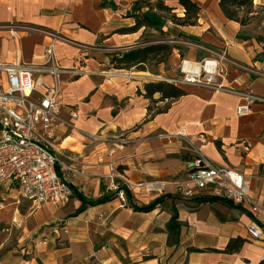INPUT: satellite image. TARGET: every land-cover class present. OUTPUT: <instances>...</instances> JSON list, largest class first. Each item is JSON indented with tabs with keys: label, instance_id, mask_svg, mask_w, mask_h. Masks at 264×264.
I'll list each match as a JSON object with an SVG mask.
<instances>
[{
	"label": "crops",
	"instance_id": "crops-1",
	"mask_svg": "<svg viewBox=\"0 0 264 264\" xmlns=\"http://www.w3.org/2000/svg\"><path fill=\"white\" fill-rule=\"evenodd\" d=\"M137 1L0 0V65L32 68L37 77L51 83L50 73L42 71L49 68L42 67L49 44L45 33L66 40L56 43L55 56L65 70L61 115L75 129L60 126L43 139L53 153L84 172L72 181L73 195L63 207L23 202L30 204L21 216L23 221L30 220V227L20 238L34 248V255L15 264H260L264 237L254 241L247 228L254 219L264 228L263 216L257 217L247 204L239 206L243 210L218 201L198 204L178 188L188 183L195 146L215 165L244 173L251 198L264 209V102L255 103L248 115L237 113L246 95L264 99V32L250 35L251 25L229 21L220 0H193L202 10L198 25L166 27L172 39L187 44L184 58L175 51L164 78L176 77L183 59L201 61L210 58L207 51L227 52L243 68L228 66L223 85L238 94L186 86L182 88L185 97L161 102L157 94L154 103L138 95L139 89L144 92L141 78L154 77L117 71L110 60L140 46L141 32L116 34L135 24L130 16ZM164 1L184 16L178 2ZM254 5L264 7V0H255ZM10 27L20 28L10 31ZM6 84L7 74L0 70V86ZM150 106L153 117L148 115ZM72 111L78 114L76 120ZM113 171L134 207H149L158 199L163 202L150 212L124 207L110 188L107 176ZM153 182L164 183L165 192L149 194L140 186ZM104 197L111 199L87 204ZM7 200L20 214L22 205L12 191L3 188L0 202ZM174 207L182 236L179 246L168 247L167 225ZM237 237L248 243L239 253H223ZM191 247L218 252H187Z\"/></svg>",
	"mask_w": 264,
	"mask_h": 264
},
{
	"label": "built area",
	"instance_id": "built-area-1",
	"mask_svg": "<svg viewBox=\"0 0 264 264\" xmlns=\"http://www.w3.org/2000/svg\"><path fill=\"white\" fill-rule=\"evenodd\" d=\"M45 34L49 44L44 50L42 67L49 68L42 71L50 73L51 83L37 77L32 68L20 64L0 65V70L7 74L6 86H0V190L6 188L12 191L18 205L31 202L37 207L52 205L60 208L73 195L72 181L84 172L53 153L43 139L44 134L52 133L60 126L75 129L73 122L66 121L61 115V74L65 70L58 66L55 56L56 43L66 40L55 33ZM178 44L184 46L187 43L178 41ZM207 52L210 58L201 61L183 59L179 76L160 79L180 88L199 86L216 93L238 94L224 87L223 82L228 66L242 69V65L231 59L227 52ZM246 97V103L237 110L240 117L250 114L255 103L264 102L258 96ZM71 116L73 120L78 118L76 111H72ZM191 152L188 183L180 185L178 192L189 199L208 196L229 201L235 206L247 204L257 217H264V209L250 196V182L244 173L215 165L195 146H192ZM118 177L116 171L107 176L110 188L117 193L124 207L129 206L127 189L116 183ZM140 186L149 194L165 192L162 182ZM248 234L254 241H261L264 228L254 222L248 227Z\"/></svg>",
	"mask_w": 264,
	"mask_h": 264
},
{
	"label": "trees",
	"instance_id": "trees-1",
	"mask_svg": "<svg viewBox=\"0 0 264 264\" xmlns=\"http://www.w3.org/2000/svg\"><path fill=\"white\" fill-rule=\"evenodd\" d=\"M184 10V16H180L176 12V8L166 4L164 0H140L134 4V11L130 16L135 20V24L132 27H126L118 30L116 34L129 35L141 32L140 46L125 52L120 55H113L111 57V65L113 69L129 73L134 71L136 73H147L154 76V78H147L144 83V92L139 89L138 95L144 96L150 99L152 102L154 96L159 94L161 102L176 101L187 95L186 91L174 84H171L165 80L158 79V77H165L170 71V59L174 55L175 51H178L182 58H184V48L178 44V41L172 39L166 33V27L169 24H174L181 27H194L198 25L199 19L202 15V10L199 5L193 0H175ZM255 0H220V9L224 16L233 22L239 23L241 26H250L252 21L257 16L256 10L264 9V7L255 8ZM184 39H189L192 42L196 40L182 35ZM259 41H263L258 37ZM156 68H162L161 71ZM153 107L148 108V115L154 116ZM192 159V158H191ZM128 193V199L130 202V195ZM111 197H104L103 199L87 203L88 205H97L107 202ZM198 204H206L212 202H223L226 204H232L229 201H225L215 197L200 196L194 198ZM163 199H158L149 207L137 208L134 207L131 202L130 205L138 212H150L159 204ZM86 204V205H87ZM84 204L83 209L86 206ZM243 210L239 206H234ZM253 222H258L256 219ZM168 232V247L179 246L182 236V226L179 223V213L174 207L172 210V217L167 225ZM248 243L247 239L243 237H237L231 239L229 244L223 253L233 255L239 253L243 246ZM189 253H212L218 252L214 249L201 250L197 248H188ZM146 261L150 259H145ZM187 264V263H184ZM260 264H264L262 261Z\"/></svg>",
	"mask_w": 264,
	"mask_h": 264
},
{
	"label": "rangeland",
	"instance_id": "rangeland-1",
	"mask_svg": "<svg viewBox=\"0 0 264 264\" xmlns=\"http://www.w3.org/2000/svg\"><path fill=\"white\" fill-rule=\"evenodd\" d=\"M18 28L20 27H10V31L17 30ZM261 32H264V9H261L259 14L252 21L249 30L250 35H257ZM103 49L106 50L105 48ZM108 55L112 54L108 53ZM156 69L161 71L162 68ZM129 73L136 72L131 71ZM147 76L154 77L151 74ZM177 76H179V73ZM0 203H2V207H0V264L4 262L15 264L19 258L24 260L30 259L32 255H34V248H32L26 240L20 238L24 229L30 227V220L23 221L21 217L25 213L23 209L30 208V204L21 203L20 205L22 206H20L21 209L19 214V212H16L14 207L11 206V200Z\"/></svg>",
	"mask_w": 264,
	"mask_h": 264
},
{
	"label": "water",
	"instance_id": "water-1",
	"mask_svg": "<svg viewBox=\"0 0 264 264\" xmlns=\"http://www.w3.org/2000/svg\"><path fill=\"white\" fill-rule=\"evenodd\" d=\"M141 80H143V81H146V79H145V78H141Z\"/></svg>",
	"mask_w": 264,
	"mask_h": 264
},
{
	"label": "bare ground",
	"instance_id": "bare-ground-1",
	"mask_svg": "<svg viewBox=\"0 0 264 264\" xmlns=\"http://www.w3.org/2000/svg\"><path fill=\"white\" fill-rule=\"evenodd\" d=\"M141 75H145V74H141ZM145 77H147V76H145Z\"/></svg>",
	"mask_w": 264,
	"mask_h": 264
}]
</instances>
